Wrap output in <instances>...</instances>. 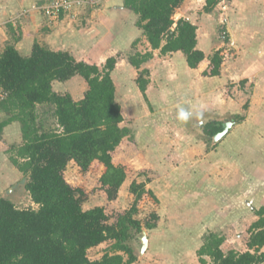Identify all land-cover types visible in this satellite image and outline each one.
I'll use <instances>...</instances> for the list:
<instances>
[{"label": "crops", "instance_id": "crops-1", "mask_svg": "<svg viewBox=\"0 0 264 264\" xmlns=\"http://www.w3.org/2000/svg\"><path fill=\"white\" fill-rule=\"evenodd\" d=\"M55 1L0 0V51L10 44L28 56L38 42L98 66L117 57L111 77L123 115L121 125L130 129L113 154L115 163L127 167L121 187L125 184L130 194L132 180L144 181L133 177L131 170L147 169L146 187L171 204L170 224L162 227L159 221L151 229L144 252L136 254L132 264H200L197 250L208 231L223 235L224 252L247 250L248 228L258 219L255 210L264 207V0H220L210 12L203 10L205 0H183L173 17L196 25V46L205 58L191 68L182 51L162 54L153 49L152 57L141 65L149 71L146 97L127 55L151 48L136 25L137 15L123 0H69L68 9L51 16L48 8ZM218 49L223 56L220 74L203 75L209 56ZM52 89L79 100L87 84L76 75L53 80ZM180 107L192 113L187 121L178 119ZM233 114L245 118L213 146L192 125L203 128L216 117ZM8 116L0 111V121ZM21 141L18 121L3 128L0 195L33 204L22 188L21 172L6 152L8 145ZM140 155L145 162L139 166ZM72 165L73 160L67 167ZM164 232L175 234L173 247L156 240Z\"/></svg>", "mask_w": 264, "mask_h": 264}, {"label": "trees", "instance_id": "trees-1", "mask_svg": "<svg viewBox=\"0 0 264 264\" xmlns=\"http://www.w3.org/2000/svg\"><path fill=\"white\" fill-rule=\"evenodd\" d=\"M220 0H205L203 10L210 12ZM183 0H123V5L137 15L136 25L143 30L151 50H134L128 62L138 70L136 83L144 95L149 71L141 65L152 57L153 49L162 54L180 50L189 67L195 68L205 58L198 49L196 25L186 19H174ZM138 40L133 41L132 47ZM117 57H108L102 66L78 61L68 51H54L34 42L28 56L13 45L0 51V111L9 116L0 121L3 128L18 121L21 143L11 144L6 152L9 161L22 174V188L30 201L20 207L8 195H0V264H132L137 255L130 244L143 228L156 226L158 214L152 211L143 221L134 217L144 195L157 201L144 181L132 180L128 191L133 195L131 206L109 216L101 205L83 208L86 192L71 185L64 172L73 160L81 171L101 164L99 178L108 200H114L127 177V167L115 163L113 154L130 129L121 125V106L115 99L111 77ZM205 76L220 74L223 56L220 49L209 56ZM81 76L87 89L79 100L70 93H57L52 81H67ZM243 82V81H241ZM248 104H243L247 109ZM52 124L46 123V115ZM244 114H233L238 124ZM205 133L214 136L223 129L222 121L211 120L203 125ZM258 219L248 228L247 250L224 252V237L208 231L197 250L200 264H264V207L255 210ZM110 240V247L101 257L91 259L88 250ZM209 258V261L207 260Z\"/></svg>", "mask_w": 264, "mask_h": 264}, {"label": "rangeland", "instance_id": "rangeland-1", "mask_svg": "<svg viewBox=\"0 0 264 264\" xmlns=\"http://www.w3.org/2000/svg\"><path fill=\"white\" fill-rule=\"evenodd\" d=\"M230 117L231 115H226L224 117H216L214 118V120L223 121V123H226V122H231ZM46 118H47L45 120L46 123L51 125L53 120L49 116V113L46 115ZM192 125L194 126V129L198 128V130L195 129L198 136H201L203 139H205L206 142L208 143V146H213L214 144L217 143L218 140H215L214 136L205 133L204 128L199 127L196 122L195 124L193 123ZM235 125L236 124H232L229 129H232ZM117 159L119 158H116V160ZM144 162L145 159L143 158L142 155L136 157L137 165L140 166L144 164ZM102 172H103V166L101 164H94L90 166V168L85 172L81 171L78 166L72 165L66 168V171L64 172V176L67 181H71V183H73V186L81 187L86 192L87 196L85 201L83 202V208L87 209L88 207L93 205H101L104 207L105 212L109 216V222H113L115 220L116 214L123 212L124 210L128 209L131 206L133 202V195L131 193L130 194L127 193L124 184V186L120 187V193L117 195V197L114 200H108L105 192L103 191L99 183V178ZM131 172H133L132 176L139 178V180H145L147 178L149 179L150 172H148L147 169H142V168L136 170L132 169ZM130 179L131 178H128V180ZM155 197L157 198L156 195ZM17 202H18L17 205L20 207L30 206V202L26 201L25 199L23 201H20V199H18ZM170 206L171 204H169V202H161L158 198L157 201H155L149 195H144L138 202V212L134 215V217L143 221L152 211H155L158 214V220L156 221V226L160 221V226L167 227L170 224V220H171L169 216ZM142 232L145 233L147 239L149 236H152L151 234H153V231L151 229L143 228L141 233L137 234L136 238L130 241V244L134 248V251L137 255L140 253V248L142 247V243H141ZM156 238L155 239L158 240L159 244L169 242L172 246L173 242L175 241V234H170V233L167 234L165 232L159 233ZM110 243L111 241L108 240L101 243L99 246L88 250L87 252L88 256L91 259L101 257L102 254L109 249ZM171 246H169V249L171 248ZM168 251H171V249ZM208 259L209 258H207V260Z\"/></svg>", "mask_w": 264, "mask_h": 264}, {"label": "built area", "instance_id": "built-area-1", "mask_svg": "<svg viewBox=\"0 0 264 264\" xmlns=\"http://www.w3.org/2000/svg\"><path fill=\"white\" fill-rule=\"evenodd\" d=\"M70 6V1L69 0H57L55 1L49 8H48V12L49 15H58V13L62 10V9H68ZM4 94L2 91H0V99L2 97H4Z\"/></svg>", "mask_w": 264, "mask_h": 264}, {"label": "water", "instance_id": "water-1", "mask_svg": "<svg viewBox=\"0 0 264 264\" xmlns=\"http://www.w3.org/2000/svg\"><path fill=\"white\" fill-rule=\"evenodd\" d=\"M232 123L231 122H226L223 123V129L221 132L217 133L216 135H214V139L218 140L219 138H221L223 135L226 134V132L229 130V128L231 127ZM141 243H142V247L140 248V253L142 254L146 248L147 245V237L145 235L144 232H142V236H141Z\"/></svg>", "mask_w": 264, "mask_h": 264}, {"label": "clouds", "instance_id": "clouds-1", "mask_svg": "<svg viewBox=\"0 0 264 264\" xmlns=\"http://www.w3.org/2000/svg\"><path fill=\"white\" fill-rule=\"evenodd\" d=\"M191 115L192 113L184 107L178 108V119H180L181 121H187Z\"/></svg>", "mask_w": 264, "mask_h": 264}]
</instances>
